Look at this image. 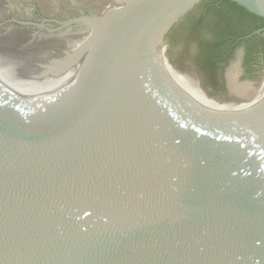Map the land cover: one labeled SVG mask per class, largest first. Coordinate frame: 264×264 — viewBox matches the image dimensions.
<instances>
[{
  "label": "water",
  "instance_id": "obj_1",
  "mask_svg": "<svg viewBox=\"0 0 264 264\" xmlns=\"http://www.w3.org/2000/svg\"><path fill=\"white\" fill-rule=\"evenodd\" d=\"M199 1L0 0V264H264V76L240 45L211 97L191 31L172 65Z\"/></svg>",
  "mask_w": 264,
  "mask_h": 264
},
{
  "label": "flooded vegetation",
  "instance_id": "obj_2",
  "mask_svg": "<svg viewBox=\"0 0 264 264\" xmlns=\"http://www.w3.org/2000/svg\"><path fill=\"white\" fill-rule=\"evenodd\" d=\"M25 4L24 9H30V11L29 14L20 17L22 21L40 23L42 18H49L44 16L42 9L38 5L27 2ZM31 5L34 7H30ZM52 15L50 18L57 17V14ZM14 16L15 14H10L6 17V20ZM210 20H212V23L208 24ZM206 25L220 31L216 39L211 41L204 39L201 27ZM45 26L48 25L45 24ZM41 30L46 31V28ZM189 32L193 36H202V42L208 45V52L205 54L203 62L210 69L211 88H208L203 83L195 70H185L184 66L174 63L173 40L177 35L187 36ZM263 33L264 26H258L257 23L251 22L247 16L231 8L228 0H201L173 25L165 36L166 53L172 65L180 71L195 72L200 86L208 95L221 100H235L236 96L228 88L226 69L229 67L230 61L235 58L236 49L241 45L243 54L239 63L240 68H242L241 65L243 64L246 73L254 80L243 83H248L255 90L260 84V78L264 76ZM182 57L184 58L181 54Z\"/></svg>",
  "mask_w": 264,
  "mask_h": 264
},
{
  "label": "trees",
  "instance_id": "obj_3",
  "mask_svg": "<svg viewBox=\"0 0 264 264\" xmlns=\"http://www.w3.org/2000/svg\"><path fill=\"white\" fill-rule=\"evenodd\" d=\"M229 6H230L231 8H234V9L237 10L238 12H240L242 15L247 16V17L250 19L251 22H253V23H257L258 26H264V19H262V18H260V17H258V16H255V15H253V14L248 13L245 9H243L242 7L236 5V4L233 3V2H230V1H229Z\"/></svg>",
  "mask_w": 264,
  "mask_h": 264
}]
</instances>
